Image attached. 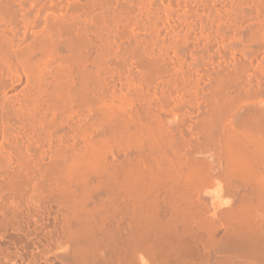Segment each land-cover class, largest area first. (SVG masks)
<instances>
[{
    "label": "bare ground",
    "instance_id": "obj_1",
    "mask_svg": "<svg viewBox=\"0 0 264 264\" xmlns=\"http://www.w3.org/2000/svg\"><path fill=\"white\" fill-rule=\"evenodd\" d=\"M0 264H264V0H0Z\"/></svg>",
    "mask_w": 264,
    "mask_h": 264
},
{
    "label": "rangeland",
    "instance_id": "obj_2",
    "mask_svg": "<svg viewBox=\"0 0 264 264\" xmlns=\"http://www.w3.org/2000/svg\"><path fill=\"white\" fill-rule=\"evenodd\" d=\"M114 49H115V48H114ZM158 50H159V49H158ZM158 50H157V51H158ZM157 51H156V52H157ZM159 51H161V50H159ZM159 51L157 52V54H162L161 52H163V51H164L163 53L165 54V50H162L160 53H159ZM210 54H211V53H210ZM210 54H209V55H210ZM108 55H110V56H111V55H113V56H114V55H117V51H116V50H113V47H111V48H110V52H108ZM111 71H112V72H111ZM111 71H110L111 74H109V75H108L109 71L106 72V73H107V78H108V76H109V77H112L111 79H109V78L107 79V78H106V79L108 80V81H105V82H106V87H107V84H108V83H112V81H115V78H116L117 76L119 77V74L116 73L117 71H116L115 69H111ZM114 71H115L116 74L114 73ZM113 73H114V77L112 76ZM117 74H118V75H117ZM110 75H111V76H110ZM115 75H116V76H115ZM105 77H106V76H105ZM113 79H114V80H113ZM117 79H118V78H117ZM110 81H111V82H110ZM108 90H110V88H107V94H108L109 96H110V95H111V96L113 95V97H117V98L119 97L120 92H118L117 90H115L114 93H113L114 90H113V91H112V89H111V91H108ZM104 91H105V90H104ZM105 92H106V91H105ZM105 92H104V93H105ZM108 92H112V93H108ZM116 93H117V96H114ZM108 95H107V97H106V94H103V96H102V99H103V100L101 99V102H102V103L105 102V101L107 100V98L109 97ZM111 96H110V97H111ZM104 97H106V100H104V99H105ZM110 97L108 98V101H109L108 103H110L112 107L110 106V104L107 103V101L105 102L106 104H105V103H104V104H105V105L108 104L107 107L109 106L108 108H110V111H111V109H113V108L115 107V106H113V105H117V104H118V103H116V101L118 102V100H115V104H114V100H113V102H110V99L113 98V97H111V98H110ZM117 98H115V99H117ZM113 99H114V98H113ZM118 99H119V98H118ZM112 104H113V105H112ZM110 111H109V112H110Z\"/></svg>",
    "mask_w": 264,
    "mask_h": 264
}]
</instances>
